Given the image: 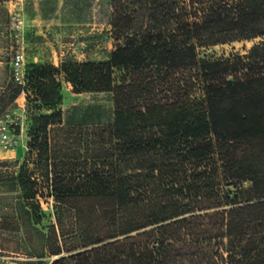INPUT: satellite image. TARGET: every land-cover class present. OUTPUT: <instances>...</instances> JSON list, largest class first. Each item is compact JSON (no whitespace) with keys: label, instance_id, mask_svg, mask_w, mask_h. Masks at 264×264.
<instances>
[{"label":"trees","instance_id":"trees-1","mask_svg":"<svg viewBox=\"0 0 264 264\" xmlns=\"http://www.w3.org/2000/svg\"><path fill=\"white\" fill-rule=\"evenodd\" d=\"M110 17L108 60L26 65V85L0 91V113L21 94L36 110L43 181L24 162L16 189L35 224L49 217L38 196L52 198L44 252L52 264H264V42L226 59L198 52L262 37L264 0H111ZM60 78L114 101L73 177L49 135Z\"/></svg>","mask_w":264,"mask_h":264},{"label":"rangeland","instance_id":"rangeland-1","mask_svg":"<svg viewBox=\"0 0 264 264\" xmlns=\"http://www.w3.org/2000/svg\"><path fill=\"white\" fill-rule=\"evenodd\" d=\"M110 14L111 0H0V91L12 81L10 60L16 41L23 48L27 66L48 64L59 68L65 61L108 60L114 48ZM14 21L20 22L19 33L13 27ZM262 42L264 35L200 46L199 58L212 61L244 56ZM60 83L62 121L51 127L49 135L53 140L58 138L61 169L73 177L74 172L83 169V160L91 162L82 138L90 137V130L96 126L113 122L114 101L112 92L75 93L63 78ZM33 112L36 110L27 106L25 95L21 94L0 113V125L5 124L8 137L20 140L18 145L0 141V264H52L57 258L43 250L41 226L52 218L51 196H38L49 215L41 224L33 223L18 203L16 177L24 162L27 171L35 173L39 183L43 181L28 135ZM40 112L51 110L44 108ZM16 149L19 154H15ZM66 156L75 158L68 160ZM243 183L246 188L250 185L248 181Z\"/></svg>","mask_w":264,"mask_h":264},{"label":"built area","instance_id":"built-area-1","mask_svg":"<svg viewBox=\"0 0 264 264\" xmlns=\"http://www.w3.org/2000/svg\"><path fill=\"white\" fill-rule=\"evenodd\" d=\"M13 27L17 33L20 32V22H15ZM12 56L10 60L11 76L15 83L24 87L27 82V70L25 63V53L19 41L15 42L14 48L11 50ZM8 116V114H7ZM0 141L2 143H9L10 145H18L19 139L9 138L5 124L0 125Z\"/></svg>","mask_w":264,"mask_h":264},{"label":"crops","instance_id":"crops-1","mask_svg":"<svg viewBox=\"0 0 264 264\" xmlns=\"http://www.w3.org/2000/svg\"><path fill=\"white\" fill-rule=\"evenodd\" d=\"M20 153V150L19 149H16L15 150V154H19Z\"/></svg>","mask_w":264,"mask_h":264},{"label":"bare ground","instance_id":"bare-ground-1","mask_svg":"<svg viewBox=\"0 0 264 264\" xmlns=\"http://www.w3.org/2000/svg\"><path fill=\"white\" fill-rule=\"evenodd\" d=\"M91 101H92V100H91ZM94 104H95V103H94ZM95 105H96V104H95ZM77 106H78V105H77ZM82 107H83V106H82ZM71 108H72V107H71ZM84 108H85V107H84ZM84 108H83V109H84Z\"/></svg>","mask_w":264,"mask_h":264}]
</instances>
